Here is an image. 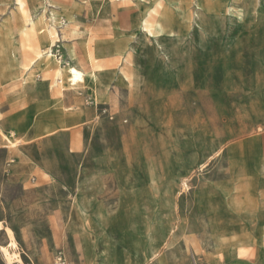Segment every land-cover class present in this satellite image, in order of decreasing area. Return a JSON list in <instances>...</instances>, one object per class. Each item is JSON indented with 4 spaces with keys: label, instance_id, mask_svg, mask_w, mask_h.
Returning <instances> with one entry per match:
<instances>
[{
    "label": "rangeland",
    "instance_id": "obj_1",
    "mask_svg": "<svg viewBox=\"0 0 264 264\" xmlns=\"http://www.w3.org/2000/svg\"><path fill=\"white\" fill-rule=\"evenodd\" d=\"M0 230V264H264V0H0Z\"/></svg>",
    "mask_w": 264,
    "mask_h": 264
},
{
    "label": "bare ground",
    "instance_id": "obj_2",
    "mask_svg": "<svg viewBox=\"0 0 264 264\" xmlns=\"http://www.w3.org/2000/svg\"><path fill=\"white\" fill-rule=\"evenodd\" d=\"M42 14H43V12H42ZM34 22L40 28L41 27L44 28L47 38H49L50 41H51L50 49L47 52L43 53L42 56H41V57H43V58L46 59L45 60V63H44L45 69L48 70V71H56L57 74H58V76H59V79L61 81H63V82H70V83H73V84H78L81 81V79H82L83 72L80 69H78V67L75 64H69L68 67H65V66H62V65L60 67L58 65V67H57L55 65V63L56 64L59 63V60L54 55V51H53V45H54V43L56 41L55 35L53 33V30H51L50 27H48L44 23L43 19H39V20H36ZM73 31L76 32L75 30H73ZM56 54H57V57H58V52ZM70 54H71L70 56L73 58V54H72L71 51H70ZM88 75L94 81L97 79V73H96V71L93 72V73H91V74H88ZM253 244H251V246L241 247L242 248V253H248V254H250L251 249L253 247ZM255 244H256V246L258 245L256 242H255ZM2 254H3V252H2ZM6 262L8 264H11V262H8V261H6Z\"/></svg>",
    "mask_w": 264,
    "mask_h": 264
},
{
    "label": "crops",
    "instance_id": "obj_3",
    "mask_svg": "<svg viewBox=\"0 0 264 264\" xmlns=\"http://www.w3.org/2000/svg\"><path fill=\"white\" fill-rule=\"evenodd\" d=\"M83 11V7L81 5V8L79 10H77V15H79L81 12ZM47 46V45H45ZM11 59V57H10ZM75 64V63H74ZM88 74V73H87ZM88 80V78L86 79ZM91 81V80H90ZM92 82V81H91ZM2 231V230H0ZM253 238L255 239L256 243L259 245V247L261 246V240H262V229L261 230H257V229H253ZM6 246V245H3ZM211 264H220V263H211Z\"/></svg>",
    "mask_w": 264,
    "mask_h": 264
},
{
    "label": "built area",
    "instance_id": "obj_4",
    "mask_svg": "<svg viewBox=\"0 0 264 264\" xmlns=\"http://www.w3.org/2000/svg\"><path fill=\"white\" fill-rule=\"evenodd\" d=\"M59 54V53H58ZM57 264H67L66 258L63 253H60L57 258Z\"/></svg>",
    "mask_w": 264,
    "mask_h": 264
}]
</instances>
